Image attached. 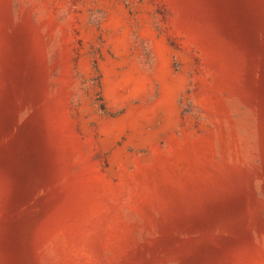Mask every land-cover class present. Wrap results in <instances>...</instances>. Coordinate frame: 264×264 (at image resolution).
<instances>
[{
  "label": "rangeland",
  "instance_id": "obj_1",
  "mask_svg": "<svg viewBox=\"0 0 264 264\" xmlns=\"http://www.w3.org/2000/svg\"><path fill=\"white\" fill-rule=\"evenodd\" d=\"M0 264H264V0H0Z\"/></svg>",
  "mask_w": 264,
  "mask_h": 264
}]
</instances>
